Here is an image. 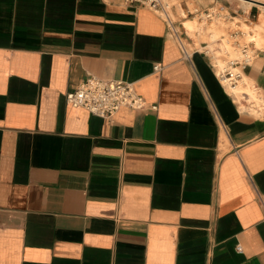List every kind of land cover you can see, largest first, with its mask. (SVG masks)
<instances>
[{
    "label": "crops",
    "instance_id": "obj_1",
    "mask_svg": "<svg viewBox=\"0 0 264 264\" xmlns=\"http://www.w3.org/2000/svg\"><path fill=\"white\" fill-rule=\"evenodd\" d=\"M179 1L0 0V264H264V17L234 98ZM88 73L148 104L66 102Z\"/></svg>",
    "mask_w": 264,
    "mask_h": 264
},
{
    "label": "bare ground",
    "instance_id": "obj_2",
    "mask_svg": "<svg viewBox=\"0 0 264 264\" xmlns=\"http://www.w3.org/2000/svg\"><path fill=\"white\" fill-rule=\"evenodd\" d=\"M173 1L174 0H162L163 3L162 9H154V10L162 14L163 16L168 17L167 12ZM235 1L242 7L243 14L241 15V18L244 17L245 20L247 18V12L249 11V8L252 4H257L259 9H264V0H253V1H258L259 3L251 2L249 0H235ZM207 20H210L211 22H216L220 20V17L218 14L210 15L208 13H202V12L195 13L193 15L191 14V16L185 17L181 20L180 30H182L183 32H191L192 28H195V30L199 31L200 33H205V32L211 33L215 40L217 39L222 40L225 43L223 44L221 42H212L211 44H215L216 46L213 47L204 46V48L206 49L207 52L210 53V56L213 57V67L215 72H220L223 71L224 69H229L231 71H238L240 76L235 80L234 83L230 82L229 79L224 75L221 77L225 89L234 98H237L239 95L243 93L244 90L249 92V89L247 88L249 83L246 82L247 75L244 74V71L241 69V65L243 62H246L245 64L250 63L253 58V52H254L253 46H257L260 39L258 30L259 28H261V24H260L261 22L256 23V21L252 20L250 24H248L250 30V34H249V30L246 27L238 26L237 23L234 24L235 22L232 21L231 23L228 24H231L233 26L232 29L236 33H234L233 30L231 33H228L225 29H223L222 34L218 35L215 31H213L214 29L213 24ZM236 41H239L237 45H236L237 43ZM242 43L247 44V46H249L246 50V53L241 51V48L238 47V46H242L241 45ZM234 61L239 63L234 64L233 63ZM242 87H244L245 89H242Z\"/></svg>",
    "mask_w": 264,
    "mask_h": 264
},
{
    "label": "built area",
    "instance_id": "obj_3",
    "mask_svg": "<svg viewBox=\"0 0 264 264\" xmlns=\"http://www.w3.org/2000/svg\"><path fill=\"white\" fill-rule=\"evenodd\" d=\"M128 2H137L146 5L153 9H162V0H126ZM176 33V31H175ZM177 34V33H176ZM175 34L176 38L178 37ZM179 42V41H178ZM182 51L187 55L186 45L180 43ZM241 51L246 53L249 46L242 43ZM206 54L207 51L203 50ZM210 58V55L207 54ZM211 61V59H210ZM234 64L239 63L234 61ZM243 62L241 68L245 65ZM212 66L213 63L211 62ZM153 68L158 69V64H153ZM217 79L223 84L221 77L224 75L230 82L234 83L240 76L238 71L224 69L220 72H215ZM66 102L73 106H82L89 112L98 114L103 117H108L114 110L120 106H131L142 108L148 104L143 96L136 91L132 81L117 79V78H102L95 74L88 73L84 78L72 89H69L64 94ZM151 108H155V103H149Z\"/></svg>",
    "mask_w": 264,
    "mask_h": 264
},
{
    "label": "rangeland",
    "instance_id": "obj_4",
    "mask_svg": "<svg viewBox=\"0 0 264 264\" xmlns=\"http://www.w3.org/2000/svg\"><path fill=\"white\" fill-rule=\"evenodd\" d=\"M249 1L259 3L258 1H253V0H249ZM178 7L183 9L184 13L187 15H191V14L193 15V14L199 13V12L208 13L210 15L218 14L220 19L225 21V23H223V25H227V22L230 20L229 18H232V20L237 19L238 22H236V23L243 25V26H246L247 24H250L249 20H256L258 15L264 17V9H259L257 4H252L249 8V11L247 12V18L245 17L246 20L244 19V17L241 18V15L243 14V10H242V7L235 0H180L178 3ZM238 17H239V19H238ZM227 19H229V20H227ZM207 21H209L210 23H214V22H211L210 20H207ZM173 24H174V22H173ZM225 30H227L228 33H231L233 30L232 25L228 24V26H225ZM233 32H234V30H233ZM234 33H236V32H234ZM261 34L264 37V29L261 31ZM200 40L201 41H199V42H195L192 37L186 38V41L191 42L192 46H195L197 48H201L203 50L205 49L203 46H206L207 44L210 47L216 46L215 44L210 45L205 38L200 37ZM236 42H237L236 43V45H237L239 43V41H236ZM262 44H264V39L262 41ZM206 48H208V47H206ZM207 54L210 55L209 52H207ZM210 59H211V62L213 63V57L212 56H210ZM241 69L244 71V67H242ZM242 89H245V88L242 87Z\"/></svg>",
    "mask_w": 264,
    "mask_h": 264
}]
</instances>
